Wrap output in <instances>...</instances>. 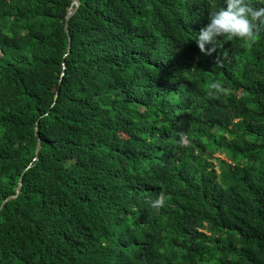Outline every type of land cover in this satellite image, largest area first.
I'll use <instances>...</instances> for the list:
<instances>
[{
	"label": "trees",
	"instance_id": "16d2710c",
	"mask_svg": "<svg viewBox=\"0 0 264 264\" xmlns=\"http://www.w3.org/2000/svg\"><path fill=\"white\" fill-rule=\"evenodd\" d=\"M79 2L69 49L72 0H0V264H264V30L208 56L224 0Z\"/></svg>",
	"mask_w": 264,
	"mask_h": 264
},
{
	"label": "clouds",
	"instance_id": "9594fccd",
	"mask_svg": "<svg viewBox=\"0 0 264 264\" xmlns=\"http://www.w3.org/2000/svg\"><path fill=\"white\" fill-rule=\"evenodd\" d=\"M224 4L225 6L218 10L212 8L209 11V22L201 28L195 39L199 50L205 55L211 56L216 52L217 40L220 37L253 38L258 36L261 30H264V7L257 8L246 3L245 0H224ZM209 43L213 45L210 50L206 48V44ZM216 66H223L220 57H217ZM209 88V96L227 91L219 81L211 82ZM176 143L180 147L188 145L184 133L180 134V139ZM165 201L166 194L161 191L159 196L150 202L151 207L159 211L164 206Z\"/></svg>",
	"mask_w": 264,
	"mask_h": 264
},
{
	"label": "water",
	"instance_id": "95a60500",
	"mask_svg": "<svg viewBox=\"0 0 264 264\" xmlns=\"http://www.w3.org/2000/svg\"><path fill=\"white\" fill-rule=\"evenodd\" d=\"M72 1H73V4L76 5V7H75V8H72V9L69 10L68 15H67V17H66V23H65V29H66L67 34H68V37H69V49L71 48V33H70V29H69L68 20H69V19H70V18H71L76 12H77V10H78V8L80 7V4H81V3L79 2V0H72ZM64 69H65V65H64ZM63 74H64V73H63ZM40 148H41V142H40V140H39V142H38V146H37V151H36L37 156H38V153H39ZM36 159H37V158H36ZM21 185H22V183H21V181H20L19 186H18L17 189H16V194H15L14 196H10V197H8V198L2 203L1 208H2V207H3L8 201H11V200H13V199H16V198L19 196Z\"/></svg>",
	"mask_w": 264,
	"mask_h": 264
}]
</instances>
